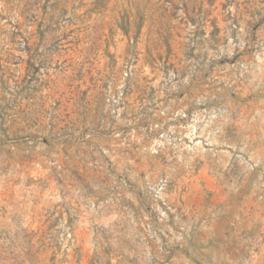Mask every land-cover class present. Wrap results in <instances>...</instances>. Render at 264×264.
Instances as JSON below:
<instances>
[{
	"label": "rangeland",
	"instance_id": "obj_1",
	"mask_svg": "<svg viewBox=\"0 0 264 264\" xmlns=\"http://www.w3.org/2000/svg\"><path fill=\"white\" fill-rule=\"evenodd\" d=\"M0 264H264V0H0Z\"/></svg>",
	"mask_w": 264,
	"mask_h": 264
}]
</instances>
